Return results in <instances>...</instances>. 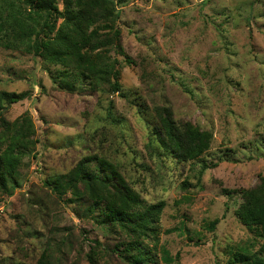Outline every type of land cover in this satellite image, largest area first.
I'll return each instance as SVG.
<instances>
[{
    "label": "rangeland",
    "instance_id": "obj_1",
    "mask_svg": "<svg viewBox=\"0 0 264 264\" xmlns=\"http://www.w3.org/2000/svg\"><path fill=\"white\" fill-rule=\"evenodd\" d=\"M120 1L124 53H107L120 91L63 90L41 57L0 44V91L29 93L0 117V154L14 171L0 186V264H37L45 254L54 264H90L89 254L131 264L123 244L132 239L154 256L147 264H234L236 252L260 248L236 211L242 190L264 191V0ZM163 107L210 132L201 157L159 148L152 127ZM13 131L20 138L9 145ZM86 159L120 171L141 198L135 211L164 202L152 229L102 223L86 182L77 194L54 190Z\"/></svg>",
    "mask_w": 264,
    "mask_h": 264
},
{
    "label": "trees",
    "instance_id": "obj_2",
    "mask_svg": "<svg viewBox=\"0 0 264 264\" xmlns=\"http://www.w3.org/2000/svg\"><path fill=\"white\" fill-rule=\"evenodd\" d=\"M61 2L62 7L60 0H0V44L4 43L8 48L14 49L24 47L29 53L41 57L54 81L63 90L95 92L104 85H109L113 91H120L122 86L119 82L120 71L115 66L117 61L111 62L107 58V53L113 49L124 53L122 33L115 23L118 16L117 3L114 0ZM122 2L124 1H120ZM50 66L58 68L55 70ZM77 82L80 83L79 86L76 85ZM28 96L27 91H0V117L5 104L17 103ZM158 115L159 121L152 127V134L156 137L154 141L158 142L159 148L171 150L182 160L197 159L209 149L210 132L200 130L189 122L178 123L168 107H163ZM12 133L9 134V145L20 138L16 131ZM4 151L5 149L0 154L2 187L6 186L8 175L14 174L11 161ZM88 160L81 161L72 173L60 177L67 179L66 184L54 181V190L62 194L70 187L73 193L77 194L79 183L86 182L87 187L91 189L95 209L100 208L102 217L105 218L102 223H116L127 231H132L129 229L132 225L141 229H152L164 202L149 205L145 211H135L134 207L141 202V198L127 184L120 171L106 159L98 160L96 168L93 169L92 162H87ZM98 184L103 188L111 187L113 192L106 197L103 190L96 189ZM242 199L243 202L236 211L237 216L241 223L256 232L262 242L259 250L253 253L236 252L231 262L264 264V191L258 188L244 189ZM219 221L218 218L211 221L209 227L215 229ZM135 237H139V234ZM123 246V256L131 264L153 262L154 256L149 250H144V244L137 239H132ZM162 259L173 261L166 249L162 252ZM89 262L102 264L96 254H89ZM37 264L54 263L45 254Z\"/></svg>",
    "mask_w": 264,
    "mask_h": 264
}]
</instances>
